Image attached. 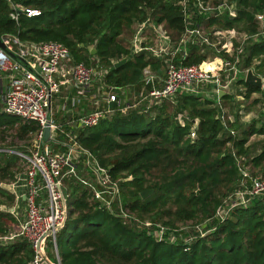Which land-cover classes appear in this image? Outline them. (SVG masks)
I'll return each instance as SVG.
<instances>
[{
	"label": "trees",
	"instance_id": "16d2710c",
	"mask_svg": "<svg viewBox=\"0 0 264 264\" xmlns=\"http://www.w3.org/2000/svg\"><path fill=\"white\" fill-rule=\"evenodd\" d=\"M202 1L216 9L204 15L195 9L186 17L180 0H0V36L58 41L69 49L74 62L103 69L107 85L138 87L143 69L157 70L162 63L147 50L130 53L122 36L128 32L132 39L137 24L149 19L162 25L173 41L188 25L234 28L248 36L240 53L242 68H250L260 58L253 69L259 74L264 68V36L259 34L264 30V18L259 20L257 15L264 14V0H230L235 2L234 15L228 9L221 11L214 0ZM27 9L39 13L29 16ZM254 34H258L255 39ZM186 49L183 64H202L211 55L217 58L215 71H221L223 59L229 57L228 48L217 52L191 42ZM122 58L126 61L115 67L114 61ZM239 83L245 98L262 91L244 79ZM213 102L180 92L174 101L153 104L149 110L116 112L94 126L80 127L76 138L118 180L123 205L138 220L169 229L185 222L200 224L242 186L240 169L264 178V139L260 152L249 162L246 158L245 166L237 162L248 153L250 136L264 137V114L245 125L237 120L223 125ZM180 112L185 115L184 124L176 119ZM8 130H14L25 146L16 151L0 147V264H28L33 256L28 240L20 235L9 239L18 232L19 219L9 211L15 194L6 184L25 170L26 161L17 152H27L39 125L0 112V133ZM192 130L194 137L190 136ZM64 181L67 218L56 234L61 264H264V206L257 199L233 207L205 235H195L186 243L158 238L145 227L135 228L112 214L75 177ZM150 189L152 194L141 197L142 191Z\"/></svg>",
	"mask_w": 264,
	"mask_h": 264
},
{
	"label": "built area",
	"instance_id": "2783aa9c",
	"mask_svg": "<svg viewBox=\"0 0 264 264\" xmlns=\"http://www.w3.org/2000/svg\"><path fill=\"white\" fill-rule=\"evenodd\" d=\"M180 3L186 17H190L195 9L200 15L213 11H208V4L202 0H180ZM232 3L231 7L227 5V9L234 15L235 2ZM26 11L29 16L39 13L36 9ZM257 18L263 20L264 14L257 15ZM147 28L150 32H145ZM218 30H214L213 35L221 49L228 48L229 54L228 58L223 59L221 71L214 70L217 62L213 61L188 65L182 62L187 54V44L192 42L212 47L211 35L205 33L202 25L186 26L180 38L173 41L165 34L162 25H156L149 19L137 24V34H134L130 43V53L151 51L154 58L163 62L164 74L161 79H157L150 67H145L141 87L135 89L139 91L142 88L143 93L139 96L140 91L135 92L136 100L133 102L125 97L124 87L107 85L103 81V69L74 62L69 49L58 41H21L14 34L0 36L5 45V49L0 47V112L36 121L39 125L27 152H17L26 161L25 170L17 175L14 182L6 184L15 194V204L9 211L19 219L18 232L10 235L9 239L20 235L28 240L33 251L28 264H61L56 234L67 218L64 179L70 176L89 187L99 202L122 220L145 227L158 238L174 231L151 221L138 220L123 205L118 180H113L108 167L99 164L93 154L79 144L76 133L78 128L94 126L116 112L125 113L129 109L142 108L149 110L153 104L165 99L172 101L180 92L201 96L204 93L205 96L211 90L216 94L226 91L231 84L241 79V75H246L247 69H243L240 62L244 44L234 48L232 38L237 33L234 28ZM142 32L145 37H154L156 48L148 45L145 37H140ZM259 34L264 36V30ZM257 35L254 34L253 39ZM247 37L244 33L245 40ZM259 76L264 91V77ZM66 83H69L70 89L62 95V86ZM68 115L72 117L67 118ZM176 119L181 124L186 121L183 113H177ZM46 123L50 143L42 138ZM190 136L194 137L193 130ZM240 174L242 186L230 193L220 208L207 218L213 220V224L223 221L233 207L247 206L254 199L264 206V178L251 176L245 169H240ZM19 181L24 187L22 192L14 190ZM20 204L24 206V218L19 217ZM154 227L160 230L157 235ZM211 228L213 225L201 232L196 227V232L193 235L190 232L184 241L187 243L195 235L203 236Z\"/></svg>",
	"mask_w": 264,
	"mask_h": 264
},
{
	"label": "rangeland",
	"instance_id": "374dc122",
	"mask_svg": "<svg viewBox=\"0 0 264 264\" xmlns=\"http://www.w3.org/2000/svg\"><path fill=\"white\" fill-rule=\"evenodd\" d=\"M217 4H219V6L221 5V7H223L222 11L227 9V5H229V7H231L233 5V3L230 2V0H214V5H217ZM208 6H209L208 11H212V10L216 9V6H213L212 3L209 4ZM203 29H204L205 33H210V35H211L210 36V39H211L210 43H212V48L218 52L217 49H221V46H220V43L217 42V38L213 35V32H214V30L215 31H219V30L216 29V27L205 28L204 26H203ZM135 31H136V28H134L133 36L136 33ZM147 31L150 32V29L147 28L145 32H147ZM235 31L237 33H236L235 37L232 38V40H233L232 44L234 45V48H237V47L241 46L242 44H244L246 42V40L244 39V32L242 30L235 29ZM129 36H130V34L128 32H126L122 36L124 38V43L126 45L129 44L128 47H130V43L133 40V36H132V39H130ZM140 37H145L143 32L140 35ZM144 40L145 41L147 40L146 43L148 45L152 46L153 48H156L157 44L154 42L153 36L151 37L150 35H148L145 37ZM148 54L151 57H154V54L151 51H148ZM161 59L164 61L163 58H161ZM209 60L210 61L213 60V62H214V61H217V58L214 59V56L212 57L211 55H209ZM259 63H260V58H255L251 64L250 68L254 69V67L256 65H258ZM161 67H162V65H161ZM250 68H247V69H250ZM153 71H156V70H153ZM259 74L264 77V68L261 71H259ZM65 86H67V88H65ZM65 86H62V92H61L62 95L64 94V92H66L67 90L70 89L69 83H66ZM138 87H141V85ZM135 89H137V87H135L134 89L131 88V89L127 90V92H125V97L131 102L136 100L135 92L140 91L139 96L143 93L142 88L139 91H135ZM244 91L245 90H243V91L240 90V87L237 86L233 89V93L229 94V95H231V97L225 98L223 100L220 99L218 101V104H217L218 115H220L221 122L223 125H225L228 121H232V120H237L240 125H245L246 123H249L253 118H255V119L261 118L262 117L261 113L264 114V91L252 94L249 98L244 97ZM238 95H239V97H238ZM205 97L206 96H204V95L202 96V98H205ZM207 97H213V96L208 95ZM144 100H146V99H144ZM254 101H256V102H254ZM169 106H170V109H172L171 104ZM240 127H242V126H240ZM234 132H235V130H234ZM14 133H15L14 130H8V131L4 132L3 134L0 133V147H2L4 150L7 149L8 151H11L13 149H14L13 151H16L18 149V147H24L25 143L21 140H18V138H16L14 136ZM262 139H264V137L260 136V135H252L249 137V139H248V153L246 154V156H244L245 159L247 158L248 162H249V159L251 157L257 155L260 152L261 144L263 141ZM237 162H238L240 167L245 166L244 164H246V163H244V162H246V160H243L241 158ZM247 171H249V170H247ZM152 193H153V190H152L151 194ZM23 208H24V206L22 204H20L19 205V211H20L19 217H21V218L23 215ZM207 218H209V216L204 218L199 225H197L196 223H192V222L180 223V224L176 225L175 228L172 227L174 229V231L172 233H169V235L167 233H165V234H166V236H172V237H175L176 239H179V240H185L187 238V236L190 234V232L191 233L196 232L195 231L196 227H199L201 229V232L210 228L213 225V220H209V219L207 220ZM147 221H150V220H147ZM131 224H133V226L135 228H142L141 226H139L137 224H134V223H131ZM153 230H154L155 234L160 233L159 228L154 227ZM165 234L162 233L163 236H165Z\"/></svg>",
	"mask_w": 264,
	"mask_h": 264
},
{
	"label": "crops",
	"instance_id": "0c3cea01",
	"mask_svg": "<svg viewBox=\"0 0 264 264\" xmlns=\"http://www.w3.org/2000/svg\"><path fill=\"white\" fill-rule=\"evenodd\" d=\"M157 59H159V58H157ZM215 59V58H214ZM160 60V59H159ZM207 60L208 61H210L209 60V58H207ZM117 60H115L114 61V63L116 62ZM161 61V60H160ZM213 60H211L210 62H212ZM161 63H162V67L160 66V68L158 69V70H156V71H153V70H155V69H153L152 70V68H150L154 73H155V75L157 76V79H161L162 77H163V74H164V67H163V62L161 61ZM257 74V73H256ZM244 79L245 78V75L243 74V77H242V75H241V79ZM99 84V83H98ZM140 86V85H139ZM237 86H239L240 87V90H245L244 89V86L242 85V84H240L239 83V81L237 82V83H233V84H231L230 85V87L229 88H227L226 89V91H223L222 93H221V95H219V93H213V91L211 90V92H208V93H206L205 94V98H207V99H210V100H213L214 102H213V106L214 107H216L217 108V104H218V101L221 99V100H223L221 97L222 96H224V95H229V94H231V93H233V89L235 88V87H237ZM131 87H133V88H135V86L134 85H132V86H126V87H124V92H127V90H129ZM137 89H139V88H137ZM205 90V89H204ZM182 93H185V92H182ZM185 94H188V93H185ZM203 95H204V93H203ZM208 95H212L213 97H207ZM177 97V96H176ZM176 97L174 98V99H172L173 101L176 99ZM238 97H239V95H238ZM165 100H168V99H165ZM165 100H163V101H165ZM162 101V102H163ZM219 117H220V115H218ZM70 117H72V115H68L67 116V118H70ZM221 118V117H220ZM263 140V139H262ZM262 143H263V141H262ZM262 145V144H261ZM241 159H243V160H245V157L243 156ZM19 184L18 185H16L15 187H14V190L15 191H18V192H22L23 190H24V187L22 186V183H21V181H19L18 182ZM21 183V184H20ZM22 199H23V197H22ZM22 218H24V210H23V215H22Z\"/></svg>",
	"mask_w": 264,
	"mask_h": 264
},
{
	"label": "water",
	"instance_id": "95a60500",
	"mask_svg": "<svg viewBox=\"0 0 264 264\" xmlns=\"http://www.w3.org/2000/svg\"><path fill=\"white\" fill-rule=\"evenodd\" d=\"M16 10L19 12L21 11V8L17 7ZM220 10L222 11V8L220 7ZM0 47L5 49V45L4 43L0 40ZM91 52L94 53L95 52V48H92L91 49ZM126 61V58H122V59H119L117 60L115 63H114V66L117 67L119 65H121L122 63H124ZM244 81L247 85H251V86H254V87H258V88H261L262 86V79L259 75H257L253 69H247L246 71V75H245V78H244ZM223 91H219V95H221ZM42 138L45 142L47 143H50V140H49V127H48V123H46V125L43 127V130H42ZM152 192V189L150 190H144L141 192V197H145L147 196L148 194H150ZM12 210V208H11Z\"/></svg>",
	"mask_w": 264,
	"mask_h": 264
}]
</instances>
